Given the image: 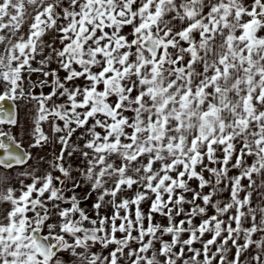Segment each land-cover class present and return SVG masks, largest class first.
<instances>
[{
	"label": "snow or ice",
	"instance_id": "snow-or-ice-1",
	"mask_svg": "<svg viewBox=\"0 0 264 264\" xmlns=\"http://www.w3.org/2000/svg\"><path fill=\"white\" fill-rule=\"evenodd\" d=\"M0 264H264V0H0Z\"/></svg>",
	"mask_w": 264,
	"mask_h": 264
}]
</instances>
